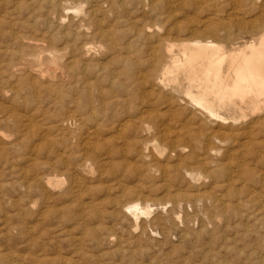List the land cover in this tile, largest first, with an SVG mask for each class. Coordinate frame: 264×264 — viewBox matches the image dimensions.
<instances>
[{
	"label": "rangeland",
	"instance_id": "374dc122",
	"mask_svg": "<svg viewBox=\"0 0 264 264\" xmlns=\"http://www.w3.org/2000/svg\"><path fill=\"white\" fill-rule=\"evenodd\" d=\"M10 1H12V3ZM17 1H19V2H17ZM29 1L31 3H29ZM34 1H36V2L33 3ZM34 1L33 0H24V2H23V0H9V1L8 0H0L1 3L3 2L2 4L0 3V22H1L0 23V66L2 65V63H4L7 60V58L5 57V55L3 53V49L6 45H8L10 47L11 51L21 50V46H19L16 43H13V41H12V36L15 33H18V34L20 33L19 35H21V36H29V37H33V35H34V38H36V37L40 38V37H44V36L46 38H51L53 42H55V43L58 42L57 45L59 46V48H63L66 45L60 31L58 29H56L55 27H51L49 24L45 23V20H47V18H48V14L51 13V10H54L55 7L49 3V0H34ZM42 1L45 5L42 3ZM181 1L186 7H184L183 4L179 3ZM188 1H186V0H180V1L174 0V2L172 4H166L165 0H158L156 5H155V8H157L159 6L157 8V10L155 9L157 11V12L155 11V13L159 16L158 21L160 22V24L163 27H165L166 30L169 29L168 31H171V34L173 33L171 36H173V37L176 36V39H178V40H180L181 38H182V40H188L189 37H191L190 38L191 40H193V39H205V37H207L208 35H205L202 31L206 25H209L210 27H212L213 29L216 30L215 36H214V34H209V37H208L209 39H210V36L214 40H216L218 38L217 40H219L220 42L222 41V43H224L226 41L225 42L226 45H228L230 43L228 46L231 45V42L243 43V42L251 39V33H249V31H250L251 26L254 24L253 21L255 19H257L256 21L261 23L260 20L263 19L262 17L264 15V10L262 9V8H264V0L263 1L262 0H259V1L256 0V2H254L255 0H249V1H247V0H242V1H239V0H237V1H234V0H220V1H218V0H209V1L208 0H206V1L205 0H202V1L201 0H193V2L190 0V3L192 2L193 5L190 3L188 4ZM250 1H252V3ZM69 2H68L69 6L75 7V6H80V4H83L85 8H88V4L86 5V3H82L81 0H70ZM185 2H187V3H185ZM202 2H204V3H202ZM210 2H211V4H210ZM10 3L12 4V6H10L11 5ZM19 3H21V6ZM46 3H47V5H46ZM161 3H162V6L160 5ZM16 4H17V6L18 5L19 6L17 7ZM27 4H29V6L26 7ZM234 4H237L239 6L234 5ZM42 5H44L47 9ZM132 5H134V6H132ZM138 5H139L138 3H134V4L131 3L129 5V8H132V7L136 8ZM201 5H202V7H201ZM160 6L163 8H161ZM251 6H254V7H251ZM24 7H25L27 13H25L26 11H25V9H23ZM192 7H193V9H192ZM204 7H206V8H204ZM210 7H212L214 10H212ZM219 7H221V8H219ZM104 8L107 11L108 8L106 5ZM159 8H160V11H159ZM200 8L201 9L204 8V10L205 9H207V10H205V11L203 9L200 10ZM223 8H225L226 10H224ZM248 8H252V9H248ZM255 8H257V9H255ZM45 9H46V11H45ZM174 9H176V10H174ZM216 9L218 11H216ZM173 10H174V13H173ZM182 10L184 13L182 12ZM175 11L177 13L179 12L180 14L178 13V15H177V13ZM206 11L208 12V14L206 13ZM236 11H237V13H236ZM253 11H255V12H253ZM33 12H34V14H33ZM46 12H47V14H46ZM181 12H182V14H181ZM200 12L202 14L203 13L204 14L199 15ZM217 12L219 14H217ZM13 13H15V14H13ZM71 13L75 16L74 18L80 17L79 14L77 15L74 12V9L70 10V14ZM25 14L26 15L28 14V16H25ZM156 14H154V15H156ZM174 14H175V16H174ZM240 14H242V15H240ZM8 15H9V18H7ZM181 15H183V16H181ZM194 15L197 16V17L195 16V19L197 22L194 19ZM207 15L209 18H207ZM163 16H165L164 19H163ZM191 16H192V18H191ZM110 17H112V19L114 18L113 16L110 15L109 12H105V11L100 16V18L105 19L104 24L106 23V25L112 23ZM173 17L174 18L176 17L175 20ZM188 17H190V18H188ZM238 17L241 18L242 21ZM42 18H44V19H42ZM171 18H172V20H171ZM184 18H185V20H184ZM243 18H245V19H243ZM252 18H254V19H252ZM42 20L44 21V23L40 24L43 22ZM244 20H245V22H244ZM165 21H167V22L165 23ZM183 21H185V22H183ZM210 21H212V22L210 23ZM230 21H232V22L230 23ZM256 21H255V24L259 25L260 23H257ZM15 22H16V25H15ZM22 22H24V23H22ZM202 22L204 23V25L201 24ZM206 22H208V23H206ZM233 22H234V24H233ZM13 23H14V25H13ZM175 23H176V25H178V24L179 25L176 26ZM184 23L186 26H182V25H184ZM187 23L189 26L187 25ZM190 23L193 25V27H191L192 25H190ZM197 23H198V25H197ZM250 23H252V24H250ZM20 24H22V25L24 24L25 26L22 27V25H20ZM218 24H221V25H218ZM224 24L227 26L228 29H230L231 35L233 36V40H228V38H227L228 36H226L224 34L225 33V27H224L225 25ZM238 24H240V25H238ZM43 25L46 27H44ZM27 26H29V27H27ZM40 26L42 29L40 28ZM118 26L115 29L123 31V33L126 36V39L124 41L131 42L133 44L132 47H135V51L139 52L141 50L140 48H142V50H143L144 49L143 47L147 46L145 40H142V39L138 40V39L134 38V35L131 32V29H127L126 26H123V27L119 26L120 28ZM179 26H181V27H179ZM1 27L7 32H5L3 29H1ZM34 27H36V28H34ZM37 27H39V28H37ZM238 27H240L239 28L240 30H238ZM192 28L193 29L195 28V29L193 30ZM221 28H223V29H221ZM17 30H19V31H17ZM22 30L23 31L26 30V31L22 32ZM33 30H34V32H33ZM180 30H181V33H180ZM178 32H179V34H177ZM11 33H13V34H11ZM7 34H8V36H7ZM184 34H186V35H184ZM58 35H61V37H58ZM193 35L196 37H193ZM201 35L203 36V38ZM200 36H201V38H200ZM3 37L5 38V40ZM9 38H10V40H9ZM136 40H138V41H136ZM7 41H8V43H7ZM137 42H139V43H137ZM135 44L136 45L139 44V45L136 46ZM132 49L131 50L134 52V48H132ZM78 57H80V56H78ZM85 57H87V58H85ZM96 58H97V60H96ZM80 60L82 63L81 66H79V67L77 66L78 68L76 67V70L71 69V71L69 73L70 75L68 77H64V79L60 77V75H61L60 71L61 70H59V72H58L59 78L57 77L58 81L68 80V81H72L75 83L77 80V77L75 76L76 74L77 75L79 74V76H82L87 72L88 77H90V78L93 77L92 80H97L98 83L106 85L107 87H110L109 79L107 76L108 71H109L108 69H110V70L116 69L118 71V68H119L120 69L119 70L120 75H119V78L117 80L118 84H116L117 86L115 85L113 88L115 90L117 88V90H118V91L116 90L117 92H119V91L121 92L122 90H119L121 88H123L124 90L127 89V92H129L128 93V95H129L128 102H125L124 104L122 103L119 106L120 108L118 107L119 109L116 108L117 110L111 108L110 106L106 107L104 110V108H101L99 106V104L95 105L96 110H95L94 114H95L96 120H98V121H95L94 119H90L89 112L86 109H84L83 107L81 108V105L79 103L75 104L74 102L71 101L72 99H69V98L66 99V97H64V99L61 98L57 94V92L54 91V89H56V86H51V89H53V93L49 94L48 92L43 91L44 89L43 90L39 89V91L38 90L37 91L32 90L31 88L24 85L21 81L17 82L15 79V80H13V83H15L14 85H16V86H15L14 90L13 89L11 90V84H9L7 81H5L6 78L5 77L0 78V92H1L0 93V96H1L0 97V117H1L0 118V131H1L0 132V134H1L0 146H2V147H0V264H64V263L67 264L68 259L70 261L83 260V261H81V264H210V263L211 264H228V263L229 264H264V261L261 262L262 260H264V254H263L264 253V251H263V249H264V244H263L264 243V230H263L264 229V197H263L264 196V190H262L263 187L261 184V182L264 183V166H262L264 164V150L261 148L260 144L258 143L259 140H261L262 138H263L262 140H264V132L258 126H256V128L251 130V128L249 126H251L253 124L254 118L244 119V120L238 119L235 121V120H233L232 115L227 114L226 117H228V119L224 123H221V126H222L221 129H222V131L230 134L231 142H228V143H230L231 146L227 143L224 144L223 146H221L222 149H221V152H220L218 158H214L211 156H205L206 157L205 160L210 163L212 170L213 169H219V172H220L221 168L222 169H228V170L229 169L230 170H237L238 165H241L242 163H243L242 164L243 167H245V169H246L245 172H243V171L242 172L239 171L240 173L238 172L241 175H240L239 180L235 183L234 189L237 190L239 196L232 198L233 204H231L232 206H231L230 211L224 215L225 217L221 216L220 220H218V221L216 220L214 222V221H211L209 216H207L208 214L206 215L205 211L203 212L202 209L200 210V208H196L194 205L186 204L184 202V199H185L184 196L186 195V193L189 194V193L195 192L197 187H203V189L210 188V186H209L210 180L204 179L202 177V179L200 181L194 182V181H191L190 179H188L185 176V174H183L184 170L186 168L191 169V167H192V169L197 170V163H196V160L194 159V157L192 155V151L190 148H186L183 153H181L179 150H176V149L174 150V148L172 149L171 143L175 139V134H176L175 131L177 129V125L175 122H173L170 119L169 116H166L164 118L165 120H163L164 121L163 123L166 122V124L164 126H161V128H160L161 130L166 129L165 127L169 128L168 132L171 135H170V138H167V139L163 138V137H162L163 138L162 139L160 137L161 135L158 133V130H156L153 127L150 130L142 131L140 128L135 129V128L131 127L130 125H128V127H130L128 129L126 126H125L126 128L125 127L114 128V127H112V124H111L112 122L110 123V121H112L111 115H113V112L115 110L118 112H122V111L126 110V111H130L132 113L136 108L143 107L145 105H147V107L152 108L153 110H155L156 112H159L161 114L167 113V115H169V113H173V112L177 113L178 111H179V113H183V107L185 106L184 102L186 101V98L184 95L185 94V87L183 85H180L177 88L178 91L173 90L170 92V91H168L169 90L168 88H164V87H158V86L152 87L150 85H144V83H142V85H137V81H134V80H136V78L134 79V77L132 76L134 71L132 69H129L130 68L129 66L126 67V70H127L126 71L125 65H122L123 63H121L120 61H117V60L114 61V59L111 58V56H105V55L98 53V52L97 53L93 52L92 56L89 54L88 56L80 57ZM84 61H85V63H84ZM108 61H110L109 64L107 63ZM86 62H87V64H86ZM94 62H96V63L99 62V63L98 64L95 63V65H94ZM104 63L105 64L107 63L108 65L107 64L105 65ZM111 64H112V66H111ZM118 64L121 66H117ZM103 65L109 66V67L108 68L106 67L107 68L106 69ZM99 67L101 69H99ZM95 70H96V72H95ZM92 71H93V74H92ZM71 72H72L73 76H71L72 75ZM121 72H122V74H121ZM124 72L126 74L128 72L129 76H128V74L127 75L124 74ZM130 72H131V74H130ZM96 73H98L100 75V77H101L100 79H99L98 74H96ZM123 75L124 76L126 75L125 76L126 78ZM105 77H106L107 82L104 81ZM121 77H123L125 80ZM129 77H131V78H129ZM46 80H48V78H46ZM99 80H101V81H99ZM120 80L122 83L120 82ZM126 82H128V83H126ZM46 83L50 84V82H48V81ZM120 85H121V87H120ZM133 85H134V87H133ZM118 86L120 88H118ZM145 86L147 88H145ZM24 87H26V88H24ZM129 87H130V89H129ZM152 88H154V89H152ZM79 89L78 90H79V93L81 95V92H83V90H82V88H79ZM131 89H134V90H132L133 92L131 91ZM26 90L28 92H25ZM145 90H147V91H145ZM148 90H151V91H149L151 94L148 93ZM5 91H7V92H5ZM156 91L159 93H157ZM153 92H155V93H153ZM31 93H32V95H31ZM37 93L39 95H37ZM171 93H173L174 95ZM12 94H14V95H12ZM35 94H36V96H35ZM148 94H149V96H148ZM153 94H154V96H153ZM160 94H162V95H160ZM17 95H19V96H17ZM41 95H42V97H41ZM56 95H58L57 99H56ZM3 96H5L6 98ZM15 96H17V97H15ZM29 96H30V98H29ZM37 96L39 98H37ZM44 97H46L45 101H44V99H42ZM182 97H184L185 99ZM24 98H26L27 100ZM145 98H147V99H145ZM178 98H179V100H178ZM41 99L43 101H41ZM54 99H55V102L57 100L58 103L57 102L55 103ZM158 99H160V100H158ZM165 99H166V101H165ZM12 100H14V101L12 102ZM19 100H20V102H19ZM181 100H184V101L181 102ZM30 101H33L34 104L32 102H31V104L33 106L35 105L34 109L31 107L32 105L30 104ZM69 101H70V104H69ZM141 101H143V102H141ZM46 102H47V104H46ZM66 102H67V104H66ZM25 103H26V105H25ZM128 103H130V104H128ZM151 103H153V104H151ZM181 103L184 105H182ZM52 105H54V106H52ZM56 105H58V106H56ZM130 105L131 106L134 105V107H131ZM26 106H27V108L31 107V109H27ZM168 107H169V109H168ZM61 108L63 110L65 109V111H63ZM17 109H19V110L17 111ZM171 110L173 112H171ZM21 111L22 112L24 111L23 112L24 115ZM58 111L60 113H57ZM70 112H71V114H70ZM84 112H86V113H84ZM75 113H76V115L73 116L72 114H75ZM98 113H100V115ZM189 113L190 112H186L187 115ZM52 114H54V116ZM25 115H30V116H32V118H34L33 122L35 124L33 125V122H32V126L30 127L31 128L30 130H29V128L25 129V127L22 126V122L20 121L25 117ZM51 115H52V117H50ZM106 115H107V117H106ZM18 116H20V117H18ZM21 116H23V117H21ZM184 116L185 115H183V117ZM57 117H59V118H57ZM70 117H71V119H70ZM72 117H76V118L81 117L82 121L81 122L79 121V123H78V121L74 120V118L72 119ZM102 117H104V118H102ZM168 117H169V119H168ZM81 118H79V119L81 120ZM52 119H54V120H52ZM161 119L162 118H160V120ZM105 121H106V123H104ZM108 121H109V124H107ZM249 121H250V123H249ZM96 122L98 124H96ZM102 122H103V124H102ZM5 123H6V125H5ZM80 123H82V124H80ZM238 124H240V125H238ZM19 126H20V128H19ZM80 126H82V127H80ZM50 128H51V130H50ZM76 128H78V129H76ZM127 130L129 131V133H125ZM138 130L140 133L138 132ZM82 132H84V133H82ZM80 133H82V134H80ZM97 133H98V135H97ZM114 133H116V134H114ZM143 133H144V135H143ZM261 133H262V136L260 135ZM46 134L48 135V137H46L47 139L44 138L45 136H47ZM66 134H67V136L68 135L69 136L64 137V136H66ZM120 134H122V136ZM152 134L155 136H153ZM249 134H250L251 138H250ZM100 135H101V137H100ZM109 135L110 136L113 135V136L110 137ZM70 136L72 139H70ZM106 136H108V137H106ZM146 136H147V138L149 137L147 140H146ZM79 137H80V139H77ZM127 137H128V139H127ZM37 139H39V140H37ZM54 139H56V140H54ZM97 139H99V140H97ZM108 139H109V141H108ZM125 139H127V140H125ZM134 139H135V141L133 144L136 146L135 147L136 149L134 148V145L131 143V140L133 142ZM142 139L144 140L143 141L144 143L142 142ZM152 139L154 141V145L150 146L148 150H144L145 148L143 145L147 141H150V140L152 141ZM169 140H171V142ZM247 140H248V142H250V144L248 143V145L243 146L242 144L244 142H246ZM21 141H23V142H21ZM85 141L87 144H85ZM159 141L162 142L163 144L160 143V144H162V145H160ZM251 141H252V143H251ZM24 142H27V143H25V145H27L26 147L24 145ZM66 143H67V145H66ZM94 143H96L95 145H97V146H95V145L93 146L92 144H94ZM128 143H129V145H128ZM18 144H20V145H18ZM166 144H167V146L165 147ZM74 145H75V149H74ZM213 145L214 144H211L210 146H213ZM4 146H5V148H4ZM85 146L87 147L86 148L87 150L85 149ZM226 146H228V147H226ZM10 147H13V148H10ZM167 147H170V148H167ZM141 148H144V149H141ZM151 148H152V150H151ZM92 149L93 150L95 149V150L93 151ZM231 149H232L233 153H232ZM234 149H235V151H234ZM258 149H259V153H258ZM78 150H79V152H77ZM86 151L89 154L86 153ZM140 151H142V152H140ZM144 151H146V153ZM251 151H253V152H251ZM93 152H94V154H91ZM109 152H111L112 155H110ZM176 152H178V153L180 152V153L174 154ZM230 152H231V154H229ZM244 152H245V154H244ZM80 153L81 154L86 153V154L85 155L83 154V156H80L81 155ZM140 153L142 156L139 155ZM36 154H38V155H36ZM148 154H150L149 157L147 156ZM32 155H33L34 159H33ZM222 155H223V157H222ZM258 155H259V157H258ZM145 156H146V158H145ZM232 156H234L235 158ZM51 157H53V158H51ZM154 157H156L158 159H156ZM182 157H183L184 161H183ZM187 157L192 162L190 160L188 161ZM202 157H204V156H202ZM229 157H230V159H229ZM241 157H243V158H241ZM57 159H58V161H57ZM145 159L147 161H150V162H147ZM154 159H156V160H154ZM173 159H174V161H173ZM240 159H242V160L240 161ZM69 160L70 161L72 160V162L74 160V163L72 164V162H70ZM83 161H84V163H83ZM103 161L106 163H103ZM213 161H216L217 165L215 164L216 162L214 163ZM230 161H232V162H230ZM236 161H237V164H236ZM257 161H258V163H257ZM43 162H45V164H43ZM184 162H185V164L183 165ZM35 163H36V165H35ZM54 163H55V165H54ZM79 163H81V164H79ZM85 163L87 165V169H86V171H83L80 169V166L85 165ZM227 163L229 164V166L227 165ZM51 164L53 167L51 166ZM78 164L80 166H77ZM163 164H164V166H163ZM166 164H167V166H166ZM194 165H195V168H194ZM43 166H46L47 168L45 169ZM49 167H51L50 170H47V169H49ZM177 167H179V168L177 169ZM229 167H231V168H229ZM146 168H147V170H145ZM164 168H165L166 172L164 171ZM179 169H181V170H179ZM230 170H229V172H232ZM256 170L258 172H256ZM152 171H154V172H152ZM155 171H156V173H155ZM261 171H263V173H260ZM163 173H166L168 175L167 178H165ZM55 174H56V176H55ZM175 174H177V175H175ZM47 176L52 177V179L54 180V184L50 187H43L41 184V179L44 177H47ZM75 177H76V179H75ZM157 177H159L160 179ZM218 180L222 182L223 178L218 177ZM72 181H74L73 183L75 185L73 183H71ZM78 182H79V185H78ZM71 185L73 187H71ZM198 185H200V186H198ZM26 186H27V188H26ZM74 186H75V188L76 187L77 188L75 189ZM78 186H80V188ZM195 186H197V187H195ZM253 186L255 187V189ZM165 187H168V188H165ZM35 188H36V190L33 192V190ZM183 189H185V190H183ZM75 190H77V191H75ZM138 190H140V191H138ZM222 190L225 191V188ZM252 190L257 191L258 194L255 195L256 193L253 192ZM37 191L38 192L41 191V192H39L37 194ZM43 191L48 192V196L50 194V197H47L48 199H45V200L42 199L41 194ZM182 191H184V192H182ZM251 191L253 192V194L250 195L249 197H246V193L251 192ZM29 192H31V193H29ZM132 192L139 193L140 197H141V201L143 203L148 201L150 204H153V206H152L153 211L151 212V214L148 216L147 215L141 216V218H140V224L141 225L138 228H136L133 225V223H131V222H133V219H130L132 217H130V216L126 217V216L121 215L122 213L119 210V208L116 210V204L125 201L129 197L130 193H132ZM176 192H178V193L176 194ZM31 194L33 196H31ZM173 194L175 197L173 196ZM180 194L181 195L183 194L182 195L183 197H181ZM261 194H263V196H261ZM239 197L240 198L242 197V199H246V200L248 199V201H251L249 203V207L244 206V207L240 208V211L243 212V213L241 212V215L237 213L238 208L236 205L237 204L236 201L238 200ZM49 198H50V200H49ZM33 199L39 201V205L36 206L35 208L31 207V201ZM92 200H93V202H92ZM18 201H20V202H18ZM87 202H89V203H87ZM91 202H92V204H91ZM83 203H84V205H83ZM87 204H91V206L89 207V205H87ZM176 204H178V205H176ZM46 205H47V207L49 205L50 208L45 209ZM40 206H41V210H38V209H40ZM180 206H182V207L180 208ZM245 207H246V209H245ZM191 208H192V210H191ZM247 209H248V211H247ZM34 212L37 215H33ZM40 212L43 214L41 215ZM200 213H202V214H200ZM257 213H258V215H256ZM246 214H247V216H246ZM206 216H207V218H206ZM41 217H43V218H41ZM117 218H118V220H117ZM176 218H177V220H176ZM242 218H244V219L242 220ZM249 218L252 219L251 222H250ZM36 219H39V220H36ZM40 219H42V220L40 221ZM178 220L181 224L178 222ZM191 220H192V222H191ZM199 220H200V222H199ZM206 222H208V223H206ZM223 223H224V225H223ZM100 224H103V225L109 227L110 233L112 232L113 234H115V235L111 236V240H109V241L107 240V238H106L107 234H101L100 235V233L98 232V225H100ZM209 224H211V225L209 226ZM216 225H218V226H216ZM235 225H236V227H235ZM132 226H134L135 228ZM241 226H242V228H241ZM238 227H239V229H238ZM233 229H234V231H233ZM230 230H231V232H228ZM217 231H218V233H216ZM211 232H213L214 234H211ZM92 233L95 235L97 234L98 236H95L96 238H94V237H92ZM204 233L206 236L203 235ZM257 233L261 236H259ZM241 234H242V236H241ZM255 235H257L258 237ZM191 237H192V239H191ZM123 238L125 241L123 240ZM185 238H188L187 239L188 241H186ZM260 238L262 239V241ZM200 239H203V240H200ZM121 242H122V244H121ZM199 243H200V245H198ZM201 243H202V245H201ZM246 246H247V248H246ZM78 247H79V249H78ZM250 248H252V250H250ZM208 249H210V250L208 251ZM231 249H232V252H231ZM246 249H247V251H246ZM222 250L223 251L225 250V251L223 252ZM77 251H79V253ZM229 251H230V253H229ZM41 252H43V253L40 254ZM61 254H62V256H61ZM217 254H219V255H217ZM58 255H60L61 257H59ZM40 256H41V258H40ZM63 256H65V257H63ZM254 256H255V258H254ZM230 257H231V259H230ZM36 258H38L37 259L38 261L36 260ZM238 258H241V260ZM225 259L228 261V263ZM31 260H33V261H31ZM64 260H66V262ZM236 260H237V262H235ZM248 261H250V262L247 263Z\"/></svg>",
	"mask_w": 264,
	"mask_h": 264
},
{
	"label": "bare ground",
	"instance_id": "6f19581e",
	"mask_svg": "<svg viewBox=\"0 0 264 264\" xmlns=\"http://www.w3.org/2000/svg\"><path fill=\"white\" fill-rule=\"evenodd\" d=\"M9 1V0H8ZM34 1V0H33ZM70 1V0H69ZM68 0H49V3L53 5L55 8L54 10H51V13L48 14L47 20H45L46 24H49L51 27H55L60 31L62 34V37L65 41V46L63 48H59L57 43L53 42L51 38H46L40 37V38H34L29 37V36H21L18 33H11L13 34L12 36V41L13 43L18 44L21 46V50L19 51H11L10 47L6 45L3 49V53L7 60L2 63L0 66V78L5 77L6 80L9 84H11V90L15 88L16 85L13 83V80L16 79L17 82L21 81L24 85L27 87L31 88L32 90H38L39 89H44L43 91L48 92L49 94L53 93V89H51V86H56V89H54L57 94L64 99V97L72 99L71 101L76 103H79L81 105V108L83 107L89 112V117L90 119L96 120L95 117V110L96 107L95 105L99 104L101 108H105L110 106L113 109L118 108L122 103L124 104L125 102H128L129 100V95L127 92V89H119L122 90L120 93L117 92L113 88L117 83V80L119 78L120 72L119 68L118 71L115 70H110L108 69V79L110 83V87H107L106 85L100 84L97 82V80H92V78L88 77L87 72L79 76V74L75 75L77 77L76 82L68 81V80H61L58 81L59 75L58 72L60 71V77L64 79V77H68L70 74L71 69L76 70V67L81 66V60L80 57L88 56L89 54L92 56L93 52L95 53H101L105 56H111V58L117 61H120L123 63L122 65H125V70L126 67L129 66V69H132L133 72V77L134 79L136 78L137 85H150L152 87H164L168 88V91H173L177 90V88L180 85H183L185 87V98L186 101L184 102L185 106L183 107V113H179V111L174 113L172 110L167 115L161 114L159 112H156L152 108L147 107V105L143 107L136 108L132 113L130 111H114L112 116V121L110 123L112 124V127L114 128H121V127H128L130 125L131 127L135 129H141L142 131H147L150 130L152 127L158 130V133L161 135L160 137L162 138H170V133L168 132L167 127L166 129L161 130V126H164L166 124L163 123L165 120L164 118L166 116H169L170 119L176 123L177 129H176V134H175V139L171 143L172 149L174 150H179L181 153L185 151L186 148H190L192 151V155L194 159L196 160L197 163V170L195 169H188L186 168L184 170L185 176L190 179L191 181H200L202 177L204 179L210 180L209 186L210 188L208 189H203V187H197L195 192L189 193L184 196V202L186 204H191L194 205L196 208L202 209L203 212L205 211L206 215L209 216L211 221H218L220 220L221 216H224L227 214L230 209H231V204H233V197H238L239 194L237 190L234 189L235 183L239 180L240 172H245V167H243V163L241 165H238L237 170H230L232 172H229L228 169H211L210 163L205 160V156H211L214 158H218L220 152H221V146L224 144H229L228 142H231L230 134L222 131L221 129V123H224L228 117L227 114L232 115L233 120H238V119H252L254 118V122L251 126V130L256 128V126L260 127L261 130L264 132V15L263 19H261V23L257 22L255 19L253 22L254 24L251 26L249 33H251V39L248 41H245L243 43L239 42H231V45L228 46L226 45V41L222 43L219 40H214L212 37H209V34H214L215 36V29L210 27L209 25H206L203 28V33L205 35H208L205 37V39H193L191 40L189 37L188 40H180L176 39V36L173 37L171 36V31H168L163 27L160 22L158 21V15L155 13L157 8H155V5L158 0H81L82 3L88 4V8H85L83 4H80V6H69ZM166 4H172L174 0H165ZM180 1V0H179ZM188 1V0H186ZM193 2V0H191ZM202 1V0H201ZM206 1V0H205ZM209 1V0H208ZM220 1V0H218ZM237 1V0H234ZM242 1V0H239ZM249 1V0H247ZM259 1V0H258ZM263 1V0H262ZM12 3V1H10ZM19 2V1H17ZM24 2V0H23ZM27 2V1H26ZM34 1L33 3H35ZM46 2V1H45ZM72 2V1H71ZM75 2V1H74ZM190 3V0L188 1V4ZM229 2V1H228ZM231 2V1H230ZM252 3V1H250ZM256 2V0L254 1ZM1 3V2H0ZM3 3V2H2ZM1 3V4H2ZM10 3V4H11ZM29 3H31L29 1ZM39 3V2H38ZM43 3V1H42ZM70 3V2H69ZM132 3H138L139 5L136 8H129V5ZM178 3V2H177ZM181 4V2H179ZM187 3V2H185ZM204 3V2H202ZM220 3V2H219ZM21 6V3H19ZM44 4V3H43ZM211 4V2H210ZM38 5V4H37ZM45 5V4H44ZM42 5V6H44ZM47 5V3H46ZM77 5V4H76ZM105 5L107 6V11L105 10ZM162 6V3L160 4ZM184 5V4H183ZM207 5V4H206ZM229 5V4H228ZM232 5V4H231ZM237 5V4H234ZM242 5V4H241ZM247 5V4H246ZM12 6V4L10 5ZM17 6V4H16ZM19 6V5H18ZM17 6V7H18ZM24 6V5H23ZM29 6V4L26 5V7ZM134 6V5H132ZM160 6V7H161ZM200 6V5H199ZM208 6V5H207ZM210 6V5H209ZM223 6V5H222ZM239 6V5H237ZM3 7V6H2ZM16 7V8H17ZM45 7V6H44ZM184 7H186L184 5ZM202 7V5H201ZM229 7V6H228ZM234 7V6H233ZM254 7V6H251ZM256 7V6H255ZM258 7V6H257ZM33 8V7H32ZM46 8V7H45ZM51 8V7H50ZM163 8V7H161ZM173 8V7H172ZM171 8V9H172ZM206 8V7H204ZM204 8H202L204 10ZM212 10H214L212 7H210ZM221 8V7H219ZM236 8V7H235ZM247 8V7H246ZM2 9V8H1ZM25 9V7L23 8ZM22 9V10H23ZM28 9V8H27ZM47 9V8H46ZM45 9V11H46ZM74 9V12L80 17L74 18L75 16L70 14V10ZM156 9V10H155ZM193 9V7H192ZM200 8V10H202ZM226 10L225 8H223ZM232 9V8H231ZM230 9V10H231ZM245 9V8H244ZM252 9V8H248ZM257 9V8H255ZM264 10V8H262ZM176 10V9H174ZM173 10V13H174ZM207 10V9H205ZM204 10V11H205ZM247 10V9H246ZM259 10V9H258ZM14 11V10H13ZM26 11V9H25ZM105 12H109L111 16L114 18H111L110 24L106 25L104 24V18H100V16ZM160 11V8H159ZM203 11V12H204ZM216 11H218L216 9ZM238 11V10H237ZM236 11V13H237ZM242 11V10H241ZM240 11V12H241ZM248 11V10H247ZM17 12V11H16ZM15 12V13H16ZM157 12V11H156ZM176 12V11H175ZM183 12V10H182ZM181 12V14H182ZM255 12V11H253ZM13 13V14H15ZM24 13V12H23ZM27 13V11L25 12ZM164 13V12H163ZM167 13V12H166ZM177 13V12H176ZM175 13V14H176ZM179 13V12H178ZM177 13V15H178ZM184 13V12H183ZM197 13V12H196ZM208 14V12L206 11ZM228 13V12H227ZM230 13V12H229ZM235 13V12H234ZM248 13V12H247ZM252 13V12H251ZM262 13V12H261ZM34 14V12H33ZM47 14V12H46ZM106 14V13H105ZM156 14V15H154ZM161 14V13H160ZM174 14V16H175ZM180 14V13H179ZM188 14V13H187ZM191 14V13H190ZM189 14V15H190ZM202 13L200 12L199 15ZM204 14V13H203ZM202 14V15H203ZM210 14V13H209ZM214 14V13H213ZM217 14H219L217 12ZM249 14V13H248ZM263 14V13H262ZM261 14V15H262ZM107 15V14H106ZM162 15V14H161ZM173 15V14H172ZM242 15V14H240ZM25 16H28V14ZM167 16V15H166ZM183 16V15H181ZM194 15V19H195ZM221 16V15H220ZM237 16V15H236ZM105 17V16H104ZM162 17V16H161ZM197 17V16H196ZM199 17V16H198ZM213 17V16H212ZM218 17V16H217ZM241 17V16H240ZM243 17V16H242ZM250 17V16H249ZM254 17V16H253ZM9 18V15L8 17ZM15 18V17H14ZM17 18V17H16ZM26 18V17H25ZM46 18V17H45ZM165 16H163V19ZM174 18V17H173ZM176 18V17H175ZM174 18V20H175ZM187 18V17H186ZM190 18V17H188ZM192 18V16H191ZM207 18L208 15H207ZM215 18V17H214ZM239 18V17H238ZM4 19V18H3ZM12 19V18H11ZM32 19V18H31ZM44 19V18H42ZM170 19V18H169ZM200 19V18H199ZM202 19V18H201ZM206 19V18H205ZM211 19V18H210ZM241 19V18H239ZM245 19V18H243ZM254 19V18H252ZM251 19V20H252ZM6 20V19H5ZM27 20V19H26ZM110 20V19H109ZM160 20V19H159ZM172 20V18H171ZM185 20V18H184ZM238 20V19H237ZM10 21V20H9ZM28 21V20H27ZM26 21V22H27ZM38 21V20H37ZM43 21V20H42ZM170 21V20H169ZM190 21V20H189ZM196 21V19H195ZM199 21V20H198ZM206 21V20H205ZM242 21V19H241ZM247 21V20H246ZM255 21L257 23H260L259 25L255 24ZM40 22V21H39ZM106 22V21H105ZM167 21H165L166 23ZM181 22V21H180ZM185 22V21H183ZM188 22V21H187ZM197 22V21H196ZM212 21H210L211 23ZM223 22V21H222ZM232 21H230L231 23ZM245 22V20H244ZM248 22V21H247ZM1 23V22H0ZM20 23V22H19ZM24 23V22H22ZM36 23V22H35ZM44 21L40 24H43ZM109 23V22H108ZM164 23V22H163ZM170 23V22H169ZM182 23V22H181ZM193 23V22H192ZM208 23V22H206ZM224 23V22H223ZM227 23V22H226ZM229 23V22H228ZM240 23V22H239ZM183 24V23H182ZM201 24L204 25L202 22ZM234 24V22H233ZM252 24V23H250ZM4 25V24H3ZM14 25V23H13ZM16 25V22H15ZM22 25V24H20ZM126 26L127 29H131V32L134 35L135 39H142L146 41L147 46L143 47L144 49L140 48L141 52L135 51V47H132L131 42L124 41L126 39L125 34L123 33L122 30H117L115 29L117 26ZM164 25V24H163ZM169 25V24H168ZM167 25V26H168ZM176 25V23H175ZM179 25V24H178ZM176 25V26H178ZM188 25V23H187ZM190 25H192L190 23ZM198 25V23H197ZM221 25V24H218ZM225 25V24H224ZM240 25V24H238ZM19 26V25H18ZM25 26L24 24L22 27ZM33 26V25H32ZM44 26V25H43ZM118 26V27H119ZM166 26V25H165ZM182 26H186L185 23ZM189 26V25H188ZM217 26V25H216ZM14 27V26H13ZM29 27V26H27ZM46 27V26H44ZM181 27V26H179ZM193 27V25L191 26ZM225 35L228 36V40H233V36L231 35L230 29L227 28L225 25ZM232 27V26H231ZM25 28V27H24ZM23 28V29H24ZM36 28V27H34ZM39 28V27H37ZM41 28V26H40ZM120 28V27H119ZM173 28V27H172ZM175 28V27H174ZM178 28V27H177ZM240 27H238V30ZM243 28V27H242ZM241 28V29H242ZM1 29H3L1 27ZM29 29V28H28ZM42 29V28H41ZM40 29V30H41ZM184 29V28H183ZM182 29V30H183ZM189 29V28H188ZM193 29V28H192ZM195 29V28H194ZM193 29V30H194ZM223 29V28H221ZM4 30V29H3ZM27 30V29H26ZM24 30V31H26ZM38 30V29H37ZM179 30V29H178ZM237 30V29H236ZM5 31V30H4ZM19 31V30H17ZM16 31V32H17ZM21 31V30H20ZM22 30V32H24ZM55 31V30H54ZM125 31V30H124ZM189 31V30H188ZM196 31V30H195ZM7 32V31H5ZM9 32V31H8ZM13 32V31H12ZM21 32V33H22ZM34 32V30H33ZM128 32V31H127ZM126 32V33H127ZM29 33V32H28ZM59 33V34H60ZM129 33V32H128ZM181 33V30H180ZM201 33V32H200ZM237 33V32H236ZM244 33V32H243ZM242 33V34H243ZM9 34V33H8ZM7 34V36H8ZM34 34V33H33ZM179 34V32L177 33ZM240 34V33H239ZM176 35V34H175ZM186 35V34H184ZM203 35V34H202ZM201 35V36H202ZM224 35V36H225ZM198 36V35H197ZM200 36V38H201ZM213 36V35H212ZM217 36V35H216ZM58 37H61V35H58ZM193 37H196L193 35ZM199 37V36H198ZM246 37V36H245ZM248 37V36H247ZM4 38V37H3ZM203 38V36H202ZM57 39V38H56ZM244 39V38H243ZM246 39V38H245ZM5 40V38H4ZM10 40V38H9ZM130 40V39H129ZM128 40V41H129ZM134 40V39H133ZM136 40V41H138ZM237 40V39H236ZM60 41V40H59ZM63 41V40H62ZM61 42V41H60ZM59 42V43H60ZM140 42V41H139ZM137 42V43H139ZM8 43V41H7ZM145 43V42H144ZM5 44V43H4ZM136 45V44H135ZM139 45V44H137ZM136 45V46H137ZM16 47V46H15ZM18 47V46H17ZM134 48V52L132 51ZM32 51H31V50ZM132 49V50H131ZM92 53V54H91ZM80 56V57H78ZM95 56V55H94ZM87 58V57H85ZM89 58V57H88ZM102 59V58H101ZM92 60V59H91ZM97 60V58H96ZM94 61V60H93ZM92 61V62H93ZM113 61V60H112ZM83 62V61H82ZM85 63V61H84ZM91 63V62H90ZM96 62H94L95 65ZM99 63V62H98ZM96 63V64H98ZM108 64L110 61L107 62ZM106 63V64H107ZM118 63V62H117ZM87 64V62H86ZM105 64V63H104ZM105 64V65H106ZM107 64V65H108ZM115 64V63H114ZM90 65V64H89ZM86 66V65H85ZM91 66V65H90ZM104 66V65H103ZM112 66V64H111ZM114 66V65H113ZM121 66V65H117ZM77 67V68H78ZM87 67V66H86ZM105 68L109 66H104ZM103 67V68H104ZM96 68V67H95ZM102 68V69H103ZM104 68V69H105ZM106 68V69H107ZM116 68V67H115ZM88 69V68H87ZM99 69H101L99 67ZM100 71V70H99ZM98 71V72H99ZM122 71V70H121ZM127 71V70H126ZM76 72V71H75ZM96 72V70H95ZM107 72V71H106ZM132 72V71H131ZM130 72V74H131ZM72 74V72H71ZM93 74V71H92ZM91 74V75H92ZM98 74V73H96ZM122 74V72H121ZM124 74H126L124 72ZM128 74V72H127ZM126 74V75H127ZM90 75V74H89ZM125 75V76H126ZM73 76V74L71 75ZM70 76V77H71ZM99 79L101 78L100 75L98 74ZM103 76V75H102ZM122 76V75H121ZM124 76V75H123ZM124 76V77H125ZM129 76V74H128ZM58 77V78H57ZM48 78V80H46ZM72 78V77H71ZM74 78V77H73ZM123 78V77H121ZM126 78V77H125ZM131 78V77H129ZM128 78V79H129ZM107 79V80H108ZM124 79V78H123ZM125 80V79H124ZM140 80V81H139ZM50 82V84L46 82ZM101 81V80H99ZM103 81V80H102ZM105 82L106 77H105ZM103 81V82H104ZM129 81V80H128ZM139 81V82H138ZM104 82V83H105ZM119 82V81H118ZM121 82V80H120ZM122 83V82H121ZM128 83V82H126ZM8 84V85H9ZM123 85V84H122ZM7 86V85H6ZM117 86V85H116ZM21 87V86H20ZM121 87V85H120ZM118 86V88H120ZM123 87V86H122ZM134 87V85H133ZM17 88V87H16ZM26 88V87H24ZM28 88V89H29ZM79 88H82L83 92H81V95L79 93ZM127 88V87H126ZM141 88V87H140ZM145 88H147L145 86ZM27 89V90H28ZM79 89V90H78ZM130 89V87H129ZM151 89V88H150ZM154 89V88H152ZM17 90V89H16ZM25 92H28V91ZM31 90V91H32ZM134 89H131V91ZM136 90V89H135ZM138 90V89H137ZM10 91V90H9ZM42 91V92H43ZM147 91V90H145ZM148 90V93H150ZM158 91V90H157ZM156 91V92H157ZM163 91V90H162ZM178 91V90H177ZM7 92V91H5ZM24 92V93H25ZM133 92V91H132ZM131 92V93H132ZM1 93V92H0ZM44 93V92H43ZM145 93V92H144ZM147 93V92H146ZM155 93V92H153ZM159 93V92H157ZM47 94V93H46ZM139 94V93H138ZM151 94V93H150ZM173 94V93H171ZM14 95V94H12ZM30 95V94H29ZM32 95V93H31ZM37 95H39L37 93ZM56 95V99L58 97ZM131 95V94H130ZM143 95V94H142ZM162 95V94H160ZM174 95V94H173ZM19 96V95H17ZM15 96V97H17ZM36 96V94H35ZM49 96V95H48ZM145 96V95H144ZM147 96V95H146ZM149 96V94H148ZM151 96V95H150ZM154 96V94H153ZM170 96V95H169ZM1 97V96H0ZM5 97V96H3ZM42 97V95H41ZM131 97V96H130ZM135 97V96H134ZM174 97V96H173ZM6 98V97H5ZM4 98V99H5ZM12 98V97H11ZM30 98V96H29ZM37 98H39L37 96ZM45 98L44 99L45 101ZM51 98V97H50ZM132 98V97H131ZM141 98V97H140ZM149 98V97H148ZM151 98V97H150ZM184 98V97H182ZM184 98V99H185ZM8 99V98H7ZM18 99V98H17ZM26 99V98H24ZM41 99V101H43ZM62 99V100H63ZM147 99V98H145ZM161 99V98H160ZM158 99V100H160ZM27 100V99H26ZM31 100V99H30ZM40 100V99H39ZM171 100V99H170ZM179 100V98H178ZM14 100H12L13 102ZM23 101V100H22ZM25 101V100H24ZM136 101V100H135ZM151 101V100H150ZM166 101V99H165ZM172 101V100H171ZM184 100H181V102ZM17 102V101H16ZM20 102V100H19ZM33 103V101H30ZM55 102V99H54ZM58 103V101L56 100ZM55 102V103H56ZM143 102V101H141ZM169 102V101H168ZM174 102V101H173ZM24 103V102H23ZM39 103V102H38ZM61 103V102H60ZM167 103V102H166ZM171 103V102H170ZM34 104V103H33ZM47 104V102H46ZM67 104V102H66ZM70 104V101H69ZM68 104V105H69ZM83 104V105H82ZM130 104V103H128ZM133 104V103H132ZM153 104V103H151ZM155 104V103H154ZM172 104V103H171ZM182 104V103H181ZM182 104V105H184ZM26 105V103H25ZM32 105V104H31ZM30 105V106H31ZM73 105V104H72ZM126 105V104H125ZM150 105V104H149ZM180 105V104H179ZM4 106V105H3ZM13 106V105H12ZM16 106V105H15ZM19 106V105H18ZM35 106V105H34ZM33 105L31 106L33 109L35 108ZM39 106V105H38ZM41 106V105H40ZM54 106V105H52ZM58 106V105H56ZM78 106V105H77ZM98 106V107H99ZM131 106V105H130ZM170 106V105H169ZM173 106V105H172ZM7 107V106H6ZM26 108L27 109H31ZM51 107V106H50ZM109 107V108H110ZM122 107V106H121ZM131 107H134L131 106ZM156 107V106H155ZM2 108V107H1ZM15 108V107H14ZM17 108V107H16ZM56 108V107H55ZM108 108V109H109ZM120 108V107H119ZM118 108V109H119ZM127 108V107H126ZM125 108V109H126ZM130 108V107H129ZM60 109V108H59ZM62 109V108H61ZM74 109V108H73ZM169 109V107H168ZM175 109V108H174ZM10 110V109H9ZM19 109H17L18 111ZM63 110V109H62ZM67 110V109H66ZM121 110V109H120ZM16 111V112H17ZM60 111V110H59ZM57 113H60V112ZM65 111V109L63 110ZM85 111V110H84ZM98 111V110H97ZM96 111V112H97ZM101 111V110H100ZM164 111V110H163ZM22 112V111H21ZM24 112V111H23ZM22 112V113H23ZM31 112V111H30ZM38 112V111H37ZM75 112V111H74ZM79 112V111H78ZM81 112V111H80ZM99 112V111H98ZM110 112V111H109ZM161 112V111H160ZM186 112H190L188 115ZM18 113V112H17ZM16 113V114H17ZM36 113V112H35ZM39 113V112H38ZM37 113V114H38ZM64 113V112H63ZM77 113V112H76ZM72 114L73 116L76 115ZM86 113V112H84ZM101 113V112H100ZM100 113H98L100 115ZM106 113V112H105ZM111 113V112H110ZM19 114V113H18ZM56 114V113H55ZM71 114V112H70ZM79 114V113H78ZM77 114V115H78ZM112 114V113H111ZM22 115V114H21ZM24 115V113H23ZM36 115V114H35ZM54 116V114H52ZM52 115L50 117H52ZM59 115V114H58ZM62 115V114H61ZM80 115V114H79ZM84 115V114H83ZM183 115H185L183 117ZM3 116V115H2ZM15 116V115H14ZM56 116V115H55ZM102 116V115H101ZM20 117V116H18ZM23 117V116H21ZM107 117V115H106ZM168 117V119H169ZM1 118V117H0ZM59 118V117H57ZM56 118V119H57ZM63 118V117H62ZM81 122L79 118L72 117V119ZM87 118V117H86ZM104 118V117H102ZM160 118H162L160 120ZM19 119V118H18ZM32 116L30 115H25V117L20 120L22 122V126L25 127V129L29 130L31 129L30 127L32 126L33 122ZM71 119V117H70ZM69 119V120H70ZM54 120V119H52ZM58 120V119H57ZM87 120V119H86ZM100 120V119H99ZM106 120V119H105ZM11 121V120H10ZM104 121V120H103ZM109 121L107 124H109ZM4 123V122H3ZM44 123V122H43ZM64 123V122H63ZM62 123V124H63ZM106 123V121L104 122ZM250 123V121H249ZM35 123L33 122V125ZM61 124V123H60ZM82 124V123H80ZM92 124V123H91ZM90 124V125H91ZM96 124H98L96 122ZM103 124V122H102ZM230 124V123H229ZM234 124V123H233ZM243 124V123H242ZM247 124V123H246ZM6 125V123H5ZM95 125V124H94ZM240 125V124H238ZM237 125V126H238ZM244 125V124H243ZM12 126V125H11ZM54 126V125H53ZM83 126V125H82ZM80 126V127H82ZM167 126V125H166ZM236 126V125H235ZM35 127V126H34ZM79 127V128H80ZM125 127V128H126ZM20 128V126H19ZM49 128V127H48ZM53 128V127H52ZM78 129V128H76ZM90 129V128H89ZM96 129V128H95ZM111 129V128H110ZM163 129V128H162ZM171 129V128H170ZM247 129V128H246ZM51 130V128H50ZM57 130V129H56ZM74 130V129H73ZM72 130V131H73ZM104 130V129H103ZM122 130V129H121ZM140 130V131H141ZM174 130V129H173ZM28 131V130H27ZM55 131V130H54ZM62 131V130H61ZM71 131V132H72ZM128 131V130H127ZM125 133H129L128 132ZM172 131V130H171ZM1 132V131H0ZM22 132V131H21ZM74 132V131H73ZM72 132V133H73ZM133 132V131H132ZM139 132V130H138ZM228 132V131H227ZM250 132V131H249ZM28 133V132H27ZM65 133V132H64ZM69 133V132H68ZM67 133V134H68ZM76 133V132H75ZM84 133V132H82ZM80 133V134H82ZM96 133V132H95ZM99 133V132H98ZM97 133V135H98ZM122 133V132H121ZM140 133V132H139ZM138 133V134H139ZM233 133V132H232ZM66 136L64 137H68ZM90 134V133H89ZM109 134V133H108ZM107 134V135H108ZM116 134V133H114ZM156 134V133H155ZM234 134V133H233ZM257 134V133H256ZM22 135V134H21ZM45 135V134H44ZM43 135V136H44ZM47 135V134H46ZM74 135V134H73ZM76 135V134H75ZM96 135V136H97ZM122 136V134H120ZM144 135V133H143ZM153 135V134H152ZM262 136V133L260 134ZM1 136V134H0ZM61 136V135H60ZM72 136V135H71ZM70 136V139H72ZM94 136V135H93ZM110 136V135H109ZM113 136V135H112ZM110 136V137H112ZM150 136V135H149ZM155 136V135H153ZM152 136V137H153ZM159 136V135H158ZM250 136V134H249ZM258 136V135H257ZM48 137L45 136L44 138ZM63 137V136H62ZM63 137V138H64ZM78 137V136H77ZM89 137V136H88ZM101 137V135H100ZM108 137V136H106ZM109 137V138H110ZM260 137V136H259ZM94 138V137H93ZM99 138V137H98ZM149 138V137H148ZM146 136V140L148 139ZM155 138V137H154ZM162 138V139H163ZM251 138V136H250ZM17 139V138H16ZM47 139V138H46ZM65 139V138H64ZM69 139V140H70ZM77 139H80L77 138ZM88 139V138H87ZM107 139V138H106ZM105 139V140H106ZM117 139V138H116ZM128 139V137H127ZM125 139V140H127ZM157 139V138H156ZM165 139V140H166ZM263 139V138H262ZM259 140V144L261 148L264 150V140ZM39 140V139H37ZM56 140V139H54ZM74 140V139H73ZM84 140V139H83ZM94 140V139H93ZM99 140V139H97ZM119 140V139H118ZM137 140V139H136ZM246 140V139H245ZM1 141V140H0ZM63 141V140H62ZM65 141V140H64ZM92 141V140H91ZM109 141V139H108ZM107 141V142H108ZM135 139L131 140V143L133 144ZM144 140L142 139V142ZM158 141V140H157ZM163 141V140H162ZM171 142V140H169ZM254 141V140H253ZM23 142V141H21ZM37 142V141H36ZM41 142V141H40ZM49 142V141H48ZM72 142V141H71ZM94 142V141H93ZM129 142V141H128ZM11 143V142H10ZM13 143V142H12ZM27 142H24V145ZM33 143V142H32ZM52 143V142H51ZM79 143V142H78ZM92 143V142H91ZM144 143V142H143ZM162 143L159 141V144ZM250 144L248 140L244 142L242 145L246 146ZM252 143V141H251ZM43 144V143H42ZM70 144V143H69ZM85 144L86 141H85ZM89 144V143H88ZM96 143L92 144L93 146ZM163 144V143H162ZM160 144V145H162ZM211 144H214L213 146H210ZM2 145V144H1ZM20 145V144H18ZM63 145V144H62ZM67 145V143H66ZM129 145V143H128ZM134 145V144H133ZM154 145V141H147L143 146L144 150H148L150 146ZM256 145V144H255ZM27 145H25L26 147ZM87 146V145H86ZM85 146V149L87 148ZM97 146V145H95ZM132 146V145H131ZM167 144L165 145V147ZM231 146V145H230ZM258 146V145H257ZM2 147V146H0ZM63 147V146H62ZM136 146L134 145V148ZM228 147V146H226ZM239 147V146H238ZM5 148V146H4ZM13 148V147H10ZM40 148V147H39ZM77 148V147H76ZM96 148V147H95ZM133 148V149H134ZM138 148V147H137ZM170 148V147H167ZM234 148V147H233ZM248 148V147H247ZM252 148V147H251ZM255 148V147H254ZM41 149V148H40ZM75 149V145H74ZM78 149V148H77ZM131 149V148H130ZM136 149V148H135ZM36 150V149H35ZM87 150V149H86ZM93 150V149H92ZM95 150V149H94ZM93 150V151H94ZM99 150V149H98ZM152 150V148H151ZM170 150V149H169ZM189 150V149H188ZM242 150V149H241ZM247 150V149H246ZM253 150V149H252ZM255 150V149H254ZM34 151V150H33ZM32 151V152H33ZM65 151V150H64ZM143 151V150H142ZM140 151V152H142ZM150 151V150H149ZM232 151V149H231ZM235 151V149H234ZM250 151V150H249ZM79 152V150L77 151ZM146 153V151H144ZM179 152V153H180ZM190 152V151H189ZM188 152V153H189ZM240 152V151H239ZM253 152V151H251ZM36 153V152H35ZM86 153H88L86 151ZM86 153H83L84 155ZM110 155L111 152H109ZM170 153V152H169ZM178 152L174 154H179ZM233 153V151H232ZM249 153V152H248ZM259 153V149H258ZM81 154V153H80ZM81 154L80 156H83ZM89 154V153H88ZM91 154H94L91 153ZM223 154V153H222ZM231 154V152L229 153ZM235 154V153H234ZM245 154V152H244ZM38 155V154H36ZM118 155V154H117ZM140 156L141 153L139 154ZM150 154L147 156L149 157ZM256 155V154H255ZM60 156V155H59ZM144 156V155H143ZM204 156V157H202ZM249 156V155H248ZM254 156V155H253ZM33 157V155H32ZM63 157V156H62ZM70 157V156H69ZM74 157V156H73ZM159 157V156H158ZM223 157V155H222ZM234 157V156H232ZM245 157V156H244ZM259 157V155H258ZM262 157V156H261ZM53 158V157H51ZM72 158V157H71ZM78 158V157H77ZM81 158V157H80ZM109 158V157H108ZM146 158V156H145ZM156 158V157H154ZM235 158V157H234ZM243 158V157H241ZM29 159V158H28ZM34 159V157H33ZM82 159V158H81ZM158 159V158H156ZM154 159V160H156ZM181 159V158H180ZM183 159V157H182ZM188 159V157H187ZM230 159V157H229ZM261 159V158H260ZM32 160V159H31ZM76 160V159H75ZM78 160V159H77ZM146 160V159H145ZM190 159H188L189 161ZM217 160V159H216ZM219 160V159H218ZM242 159H240L241 161ZM259 160V159H258ZM58 161V159H57ZM70 161V160H69ZM106 161V160H105ZM147 161V160H146ZM174 161V159H173ZM184 161V159H183ZM191 161V160H190ZM228 161V160H227ZM239 161V162H240ZM260 161V160H259ZM32 162V161H31ZM67 162V161H66ZM72 162V160L70 161ZM99 162V161H98ZM112 162V161H111ZM150 162V161H147ZM161 162V161H160ZM179 162V161H178ZM192 162V161H191ZM214 163L216 161H213ZM232 162V161H230ZM39 163V162H38ZM42 163V162H41ZM40 163V164H41ZM68 163V162H67ZM74 163V160L72 164ZM84 163V161H83ZM103 163H106L103 161ZM158 163V162H157ZM156 163V164H157ZM224 163V162H223ZM229 163V162H228ZM227 165L229 166V164ZM245 163V162H244ZM258 163V161H257ZM45 164V162H43ZM81 164V163H79ZM77 166H80V165ZM178 164V163H177ZM185 162L183 163V165ZM194 164V163H193ZM217 165V162L215 163ZM214 164V165H215ZM233 164V163H232ZM231 164V165H232ZM237 164V161H236ZM254 164V163H253ZM36 165V163H35ZM55 165V163H54ZM75 165V164H74ZM159 165V164H158ZM222 165V164H221ZM224 165V164H223ZM52 166V164H51ZM164 166V164H163ZM167 166V164H166ZM170 166V165H169ZM177 166V165H176ZM260 166V165H259ZM264 166V164L262 165ZM45 169L47 168L46 166H43ZM53 167V166H52ZM69 167V166H68ZM72 167V166H71ZM162 167V166H161ZM180 167V166H179ZM177 167V169L179 168ZM215 167V166H214ZM226 167V166H225ZM254 167V166H253ZM43 168V169H44ZM51 167H49L50 170ZM73 168V167H72ZM79 168V167H78ZM145 168V167H144ZM159 168V167H158ZM181 168V167H180ZM195 168V165H194ZM228 168V167H227ZM231 168V167H229ZM69 169V168H68ZM80 169L83 171H86L87 165H81ZM163 169V168H162ZM257 169V168H256ZM140 170V169H139ZM147 170V168L145 169ZM152 170V169H151ZM150 170V171H151ZM176 170V169H175ZM181 170V169H179ZM53 171V170H52ZM68 171V170H67ZM158 171V170H157ZM165 171V168H164ZM240 171V172H239ZM75 172V171H74ZM137 172V171H136ZM140 172V171H139ZM154 172V171H152ZM160 172V171H159ZM158 172V173H159ZM166 172V171H165ZM239 172V173H238ZM256 172H258L256 170ZM37 173V172H36ZM84 173V172H83ZM82 173V174H83ZM141 173V172H140ZM143 173V172H142ZM156 173V171H155ZM161 173V172H160ZM251 173V172H250ZM260 173H263L261 171ZM74 174V173H73ZM78 174V173H77ZM80 174V173H79ZM165 178H167V174L163 173ZM145 175V174H144ZM177 175V174H175ZM51 176V175H50ZM47 176L41 179V184L43 187H50L54 184V180L52 177ZM56 176V174H55ZM135 176V175H134ZM142 176V175H141ZM160 177V176H159ZM157 177V178H159ZM218 177L223 178V181H219ZM40 178V177H39ZM80 178V177H79ZM143 178V177H142ZM37 179V178H36ZM73 179V178H72ZM76 179V177H75ZM146 179V178H145ZM160 179V178H159ZM170 179V178H169ZM178 179V178H177ZM176 179V180H177ZM243 179V178H242ZM180 180V179H179ZM79 181V180H78ZM85 181V180H84ZM141 181V180H140ZM166 181V180H165ZM164 181V182H165ZM243 181V180H242ZM259 181V180H258ZM72 181L71 183H73ZM76 182V181H75ZM80 182V181H79ZM78 182V185H79ZM256 182V181H255ZM36 183V182H35ZM38 183V182H37ZM171 183V182H170ZM192 183V182H191ZM74 184V183H73ZM141 184V183H140ZM202 184V183H201ZM208 184V183H207ZM257 184V183H256ZM262 187L264 190V183H262ZM75 185V184H74ZM169 185V184H168ZM28 186V185H27ZM26 186V188H27ZM40 186V185H39ZM81 186V185H80ZM80 186H78L80 188ZM135 186V185H134ZM170 186V185H169ZM194 186V185H193ZM200 186V185H198ZM245 186V185H244ZM243 186V187H244ZM260 186V185H259ZM36 187V186H35ZM70 187V186H69ZM68 187V188H69ZM71 187H73L71 185ZM70 187V188H71ZM254 187V186H253ZM31 188V187H30ZM75 188V186H74ZM77 188V187H76ZM75 188V189H76ZM168 188V187H165ZM180 188V187H179ZM225 188V191L222 190ZM38 189V188H37ZM67 189V188H66ZM65 189V190H66ZM171 189V188H170ZM181 189V188H180ZM255 189V187H254ZM31 190V189H30ZM36 190V188L33 190V192ZM137 190V189H136ZM176 190V189H175ZM185 190V189H183ZM190 190V189H189ZM241 190V189H240ZM239 190V191H240ZM77 191V190H75ZM81 191V190H80ZM140 191V190H138ZM255 192L257 195L258 192L252 190ZM248 192L246 193V197H249L250 195L253 194V192ZM28 192V191H27ZM41 192V191H39ZM37 191V194L39 193ZM51 192V191H50ZM65 192V191H64ZM142 192V191H141ZM184 192V191H182ZM190 192V191H189ZM31 193V192H29ZM178 192H176L177 194ZM175 194V195H176ZM184 194V193H183ZM182 194V195H183ZM181 195V194H180ZM181 195V197H183ZM244 195V194H243ZM31 196H33L31 194ZM174 196V194H173ZM263 196V194H261ZM42 199H48L47 197H50V194L48 196V192H42L41 194ZM164 197V196H163ZM175 197V196H174ZM245 197V196H244ZM253 197V196H252ZM264 197V196H263ZM32 198V197H31ZM170 198V197H169ZM251 198V197H250ZM20 199V198H19ZM41 199V200H42ZM176 199V198H175ZM50 200V198H49ZM148 200V199H147ZM178 200V199H177ZM251 200V199H250ZM21 201V200H20ZM18 201V202H20ZM16 202V201H15ZM22 202V201H21ZM28 202V201H27ZM49 202V201H48ZM93 202V200H92ZM91 202V204H92ZM237 202V213L241 215L240 208L247 206L249 207V203L251 201H248V199H242V197L238 198ZM29 203V202H28ZM42 203V202H41ZM89 203V202H87ZM157 203V202H156ZM184 203V204H185ZM263 203V202H262ZM24 204V203H23ZM86 204V203H85ZM89 205V207L91 206ZM165 204V203H164ZM179 204V203H178ZM176 204V205H178ZM182 204V203H181ZM39 205V201L33 199L31 201V207L35 208L36 206ZM84 205V203H83ZM18 206V205H17ZM45 206V205H44ZM153 204H150L148 201L143 203L141 201V197L139 193L132 192L130 193L129 197L120 203L116 204V210L119 208L121 211V215L123 216H130L133 219V225L138 228L140 227V218L142 215H150L151 212L153 211L152 208ZM262 206V205H261ZM86 207V206H85ZM88 207V206H87ZM164 207V206H163ZM178 207V206H177ZM182 206H180L181 208ZM251 207V206H250ZM50 208L49 205L46 208ZM186 208V207H185ZM193 208V207H192ZM191 208V210H192ZM37 209V208H36ZM44 209V208H43ZM85 209V208H84ZM166 209V208H165ZM246 209V207H245ZM251 209V208H250ZM249 209V210H250ZM34 210V209H33ZM41 210V206L40 209ZM91 210V209H90ZM194 210V209H193ZM35 211V210H34ZM183 211V210H182ZM199 211V210H198ZM240 211V212H239ZM248 211V209H247ZM254 211V210H253ZM38 212V211H37ZM45 212V211H44ZM119 212V211H118ZM117 212V213H118ZM185 212V211H184ZM250 212V211H249ZM41 213V212H40ZM101 213V212H100ZM192 213V212H191ZM194 213V212H193ZM234 213V212H233ZM243 213V212H242ZM251 213V212H250ZM43 213H41L42 215ZM46 214V213H45ZM178 214V213H177ZM202 214V213H200ZM33 215H37L34 214ZM48 215V214H47ZM116 215V214H115ZM258 215V213L256 214ZM260 215V214H259ZM102 216V215H101ZM105 216V215H104ZM167 216V215H166ZM174 216V215H173ZM206 216V218H207ZM247 216V214H246ZM119 217V216H118ZM193 217V216H192ZM203 217V216H202ZM225 217V216H224ZM229 217V216H228ZM43 218V217H41ZM47 218V217H46ZM112 218V217H111ZM120 218V217H119ZM122 218V217H121ZM184 218V217H183ZM235 218V217H234ZM247 218V217H246ZM7 219V218H6ZM171 219V218H170ZM191 219V218H190ZM244 218H242L243 220ZM250 219V218H249ZM254 219V218H253ZM39 220V219H36ZM42 219H40L41 221ZM118 220V218H117ZM177 220V218H176ZM183 220V219H182ZM197 220V219H196ZM229 220V219H228ZM238 220V219H237ZM252 219H250L251 222ZM261 220V219H260ZM259 220V221H260ZM50 221V220H49ZM101 221V220H100ZM124 221V220H123ZM142 221V220H141ZM206 221V220H205ZM38 222V221H37ZM44 222V221H43ZM46 222V221H45ZM149 222V221H148ZM176 222V221H175ZM179 222V220H178ZM185 222V221H184ZM192 222V220H191ZM200 222V220H199ZM230 222V221H229ZM261 222V221H260ZM40 223V222H39ZM42 223V222H41ZM103 223V222H102ZM180 223V222H179ZM195 223V222H194ZM205 223V222H204ZM208 223V222H206ZM211 223V222H210ZM219 223V222H218ZM241 223V222H240ZM259 223V222H258ZM257 223V224H258ZM43 224V223H42ZM167 224V223H166ZM181 224V223H180ZM203 224V223H202ZM52 225V224H51ZM211 224H209L210 226ZM224 225V223H223ZM246 225V224H245ZM132 226V227H134ZM181 226V225H180ZM218 226V225H216ZM250 226V225H249ZM94 227V226H93ZM134 227V228H135ZM142 227V226H141ZM151 227V226H150ZM191 227V226H190ZM236 227V225H235ZM247 227V226H246ZM263 227V226H262ZM143 228V227H142ZM218 228V227H217ZM227 228V227H226ZM242 228V226H241ZM257 228V227H256ZM32 229V228H31ZM30 229V230H31ZM158 229V228H157ZM214 229V228H213ZM224 229V228H223ZM239 229V227H238ZM249 229V228H248ZM263 229V228H262ZM261 229V230H262ZM15 230V229H14ZM35 230V229H34ZM207 230V229H206ZM237 230V229H236ZM264 230V229H263ZM262 230V231H263ZM97 231V230H96ZM146 231V230H145ZM234 231V229H233ZM239 231V230H238ZM36 232V231H35ZM56 232V231H55ZM98 232L101 234H107V240H111V236L115 235L112 232L110 233L109 227L100 224L98 225ZM228 232H231L228 231ZM258 232V231H257ZM32 233V232H31ZM218 233V231L216 232ZM239 233V232H238ZM155 234V233H154ZM172 234V233H171ZM196 234V233H195ZM207 234V233H206ZM211 234H214L211 232ZM227 234V233H226ZM258 234V233H257ZM99 235V236H100ZM205 235V233L203 234ZM259 235V234H258ZM19 236V235H18ZM17 236V237H18ZM95 236H98L97 234L92 233V237L96 238ZM157 236V235H156ZM206 236V235H205ZM227 236V235H226ZM242 236V234H241ZM248 236V235H247ZM257 236V235H255ZM261 236V235H259ZM74 237V236H73ZM184 237V236H183ZM258 237V236H257ZM77 238V237H76ZM114 238V237H113ZM122 238V237H121ZM78 239V238H77ZM188 238H185L186 241ZM192 239V237H191ZM243 239V238H242ZM259 239V238H258ZM261 239V238H260ZM124 240V238H123ZM203 240V239H200ZM212 240V239H211ZM250 240V239H249ZM256 240V239H255ZM53 241V240H52ZM75 241V240H74ZM96 241V240H95ZM103 241V240H102ZM101 241V242H102ZM120 241V240H119ZM125 241V240H124ZM262 241V239H261ZM100 242V243H101ZM256 242V241H255ZM77 243V242H76ZM120 243V242H119ZM238 243V242H237ZM248 243V242H247ZM122 244V242H121ZM219 244V243H218ZM225 244V243H224ZM258 244V243H257ZM264 244V243H263ZM200 245V243L198 244ZM202 245V243H201ZM207 245V244H206ZM209 245V244H208ZM254 245V244H253ZM79 246V245H78ZM223 246V245H222ZM228 246V245H227ZM249 246V245H248ZM257 246V245H256ZM230 247V246H229ZM239 247V246H238ZM253 247V246H252ZM208 248V247H207ZM234 248V247H233ZM247 248V246H246ZM258 248V247H257ZM79 249V247H78ZM241 249V248H240ZM76 250V249H75ZM145 250V249H144ZM151 250V249H150ZM210 249H208L209 251ZM252 250V248H250ZM207 251V252H208ZM223 251V250H222ZM225 251V250H224ZM223 251V252H224ZM247 251V249H246ZM264 251V249H263ZM79 253V251H77ZM76 252V253H77ZM206 252V253H207ZM227 252V251H226ZM232 252V249H231ZM41 252L40 254H42ZM77 253V254H78ZM210 253V252H209ZM208 253V254H209ZM230 253V251H229ZM228 253V254H229ZM262 253V252H261ZM39 254V255H40ZM60 254V253H59ZM83 254V253H82ZM227 254V255H228ZM235 254V253H234ZM256 254V253H255ZM264 254V253H263ZM46 255V254H45ZM85 255V254H84ZM219 255V254H217ZM226 255V254H225ZM230 255V254H229ZM59 257L61 256L58 255ZM81 256V255H80ZM221 256V255H220ZM219 256V257H220ZM233 256V255H232ZM250 256V255H249ZM36 257V256H35ZM65 257V256H63ZM229 257V256H228ZM41 258V256H40ZM43 258V257H42ZM70 258V257H69ZM72 258V257H71ZM186 258V257H185ZM221 258V257H220ZM243 258V257H242ZM253 258V257H252ZM255 258V256H254ZM38 258H36L37 260ZM44 259V258H43ZM46 259V258H45ZM79 259V258H78ZM86 259V258H85ZM231 259V257H230ZM237 259V258H236ZM241 260V258H238ZM250 259V258H249ZM248 259V260H249ZM263 259V258H262ZM69 260V259H68ZM67 264H81V261L83 260H74V261H68ZM226 260V259H225ZM254 260V259H253ZM33 261V260H31ZM38 261V260H37ZM46 261V260H45ZM66 262V260H64ZM63 261V262H64ZM88 261V260H87ZM217 261V260H216ZM227 261V260H226ZM262 260L261 262H263ZM70 262V263H69ZM188 262V261H187ZM237 262V260L235 261ZM248 261L247 263H249ZM255 262V261H254ZM253 262V263H254ZM83 263V262H82ZM141 263V262H140ZM226 263V262H225ZM228 263V261H227ZM246 263V262H245ZM257 263V262H256ZM65 264V263H64ZM211 264V263H210ZM229 264V263H228Z\"/></svg>",
	"mask_w": 264,
	"mask_h": 264
}]
</instances>
